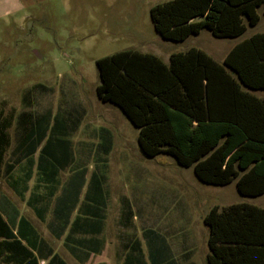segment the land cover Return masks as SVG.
Returning <instances> with one entry per match:
<instances>
[{
  "label": "rangeland",
  "instance_id": "rangeland-1",
  "mask_svg": "<svg viewBox=\"0 0 264 264\" xmlns=\"http://www.w3.org/2000/svg\"><path fill=\"white\" fill-rule=\"evenodd\" d=\"M164 1L2 0L0 124L12 136L33 126L41 142H68L74 162L67 169L92 171L100 184L106 182L109 220L129 225V255H138L133 249L139 247L143 260L154 264L156 247L161 250L158 264H173L181 257L175 259L170 249L185 256L189 248L188 256L206 264L205 213L213 205L239 202L264 207V192L242 195L235 179L205 183L193 165H180L173 155L145 156L138 128L118 106L98 97L96 62L124 49L151 52L166 61L170 53L190 47L222 62L234 44L264 31V14L258 7L254 25L244 18L245 30L237 36L217 37L202 27L176 41L162 38L150 19V7ZM251 92L264 98V90ZM79 144L84 145L81 155Z\"/></svg>",
  "mask_w": 264,
  "mask_h": 264
},
{
  "label": "trees",
  "instance_id": "trees-1",
  "mask_svg": "<svg viewBox=\"0 0 264 264\" xmlns=\"http://www.w3.org/2000/svg\"><path fill=\"white\" fill-rule=\"evenodd\" d=\"M258 7L264 14V0H167L151 6L149 15L162 38L179 41L202 27L217 37L240 35L244 18L250 25L258 22ZM96 64L98 97L118 106L138 128L145 156L173 155L180 165H193L205 183L235 179L242 195L264 192V98L251 92L264 90V31L234 44L222 62L190 47L170 53L166 61L124 49ZM53 141L48 138L41 152L57 170L69 150L58 155L49 146ZM6 142L0 124V163ZM203 222L208 264H264V207L213 205ZM133 250L140 254L139 247ZM139 254L126 256L124 264H147Z\"/></svg>",
  "mask_w": 264,
  "mask_h": 264
},
{
  "label": "crops",
  "instance_id": "crops-1",
  "mask_svg": "<svg viewBox=\"0 0 264 264\" xmlns=\"http://www.w3.org/2000/svg\"><path fill=\"white\" fill-rule=\"evenodd\" d=\"M8 128L0 163V264H124L129 225L109 220L106 182L100 184L92 171L67 169L74 162L69 144L50 143L60 156L63 148L69 150L56 170L41 152L46 142L39 141L33 126L19 128L14 136ZM83 148L79 144L80 155ZM188 250L179 256L170 249L175 259L182 258L173 264H200ZM153 252L158 264L161 250ZM207 253L208 248L206 264Z\"/></svg>",
  "mask_w": 264,
  "mask_h": 264
}]
</instances>
